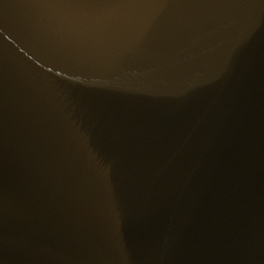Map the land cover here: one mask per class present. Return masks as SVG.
<instances>
[{
  "label": "water",
  "instance_id": "1",
  "mask_svg": "<svg viewBox=\"0 0 264 264\" xmlns=\"http://www.w3.org/2000/svg\"><path fill=\"white\" fill-rule=\"evenodd\" d=\"M0 264H264V0H0Z\"/></svg>",
  "mask_w": 264,
  "mask_h": 264
}]
</instances>
